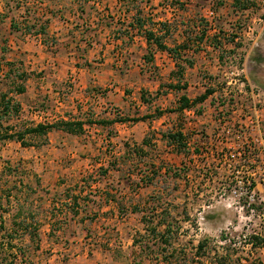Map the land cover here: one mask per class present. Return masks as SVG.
<instances>
[{"label": "rangeland", "instance_id": "374dc122", "mask_svg": "<svg viewBox=\"0 0 264 264\" xmlns=\"http://www.w3.org/2000/svg\"><path fill=\"white\" fill-rule=\"evenodd\" d=\"M124 2L0 0V105L3 97L14 105L0 109L2 126L24 134L84 122L78 135L0 142V264H264V224L244 219L234 200L211 201L212 185L200 188L186 164L224 88L264 90V0ZM128 9L126 20L139 10L161 28L170 50L185 46L177 59L154 51L144 63V40L129 41L121 25ZM181 96L196 102L194 119L178 112ZM181 130L176 151L165 135ZM71 195L79 198L72 221Z\"/></svg>", "mask_w": 264, "mask_h": 264}, {"label": "built area", "instance_id": "2783aa9c", "mask_svg": "<svg viewBox=\"0 0 264 264\" xmlns=\"http://www.w3.org/2000/svg\"><path fill=\"white\" fill-rule=\"evenodd\" d=\"M222 95L205 131L195 132L200 146L191 149L186 164L192 161L200 188L212 185L211 201L234 200L244 219L264 224V90L242 82L224 88ZM182 112L186 119L195 118L192 108ZM185 131L181 130L183 138Z\"/></svg>", "mask_w": 264, "mask_h": 264}, {"label": "trees", "instance_id": "16d2710c", "mask_svg": "<svg viewBox=\"0 0 264 264\" xmlns=\"http://www.w3.org/2000/svg\"><path fill=\"white\" fill-rule=\"evenodd\" d=\"M120 3H125L124 0H120ZM236 4H238V1H236ZM130 10H126V14L124 15V21L122 22V26H124V28L126 29L127 33H131L128 36V40L131 41L134 37L138 36L141 37L144 42H145V54H143L142 56V60L144 61L145 64H151L154 60V51H161V52H166L169 53V55L171 57H173L174 59H177V49H183L185 46L184 45H180V46H176L174 48V50H170L165 42H163V38L160 35L162 33V29L158 28V29H154L152 28L154 25L152 23H147L145 21V18L141 17L142 12L139 10H136L135 14H133V16L130 18V20H126L128 15H129ZM25 22V20H23ZM163 23V22H162ZM48 25L47 20L44 22V24H42V34H45V30L46 27ZM163 25V24H162ZM25 26V25H24ZM161 26V24H160ZM10 27L14 30L18 29V27L15 24V21H13L10 25ZM31 31L28 30V33H30ZM33 33H37L33 30ZM163 33L165 34V31H163ZM233 41V40H232ZM177 64V62H175ZM22 81H24V79L27 77L26 74H23L22 76ZM172 88L177 89L178 86L177 84H175V86H173ZM18 92L19 93H24L25 89L23 86H20V88H18ZM211 90H207L202 96L199 97L198 100L196 101H203L206 99V97L211 93ZM2 101L4 102L1 107L0 105V109L4 110L3 113H7L9 114V111L14 109V105L11 103L10 100H6L5 97L2 98ZM196 104V102H189L184 96H181L179 98V107H178V112L183 111L184 109H188V108H193V106ZM1 115L0 114V142L1 141H7V140H15L18 143H20V145L22 147H25L26 144L23 140V137L26 134H33V135H43L46 136L50 131L53 130H58V131H62L65 132L69 135H78L83 131V125L84 122H79V121H75V120H62L59 122H55L53 124H37L36 126L29 128L28 130H26L24 132V134H20L18 132H11L10 128H4L2 126L1 123ZM142 119H147V117L142 118ZM93 124V122H91ZM165 138L169 141V143H171L176 151H178L181 148V142L183 140V136L181 134L180 131H176L173 133H168L167 135H165ZM148 142L147 140H143L142 144L146 145ZM115 167V166H114ZM109 169H113V165H108L105 169L102 170V168H100V172L102 173V175H106L109 171ZM107 199L105 200L106 203H115L117 205H119L118 199L115 198V196H112L110 194H106ZM52 227L55 223V221L58 223V221L56 220V216L54 215L53 211H54V207H56V205H58L60 203V201L55 198L56 195L52 196ZM56 199V202H54L53 199ZM69 201L70 204H67L66 202H64V206L70 205L72 206L71 211L65 212V217L67 215L70 216L69 220H73V218L78 216V211H76L75 209H79V198L78 196H69ZM65 201V200H64ZM69 203V202H68ZM62 205V204H60ZM75 207V208H74ZM74 208V209H73ZM51 219V217H50ZM68 219H64V222L66 223ZM161 225H165V222L159 223L158 226ZM29 237L31 238V241H34V239L37 240L38 236L35 233H32V235L28 234ZM255 239V238H253ZM204 247L205 245L203 243H199L197 246V250H196V255H198L199 257L201 255H203L202 253L204 252ZM219 264V263H218ZM221 264V263H220Z\"/></svg>", "mask_w": 264, "mask_h": 264}]
</instances>
